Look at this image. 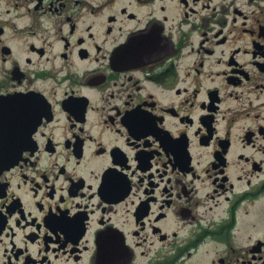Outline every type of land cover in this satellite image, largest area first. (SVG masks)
Masks as SVG:
<instances>
[{"label": "flooded vegetation", "instance_id": "af4514ba", "mask_svg": "<svg viewBox=\"0 0 264 264\" xmlns=\"http://www.w3.org/2000/svg\"><path fill=\"white\" fill-rule=\"evenodd\" d=\"M0 264H264V0H0Z\"/></svg>", "mask_w": 264, "mask_h": 264}]
</instances>
